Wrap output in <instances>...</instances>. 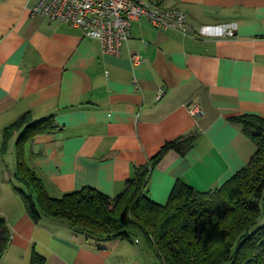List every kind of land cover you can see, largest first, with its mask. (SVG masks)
I'll use <instances>...</instances> for the list:
<instances>
[{"label":"crops","instance_id":"crops-1","mask_svg":"<svg viewBox=\"0 0 264 264\" xmlns=\"http://www.w3.org/2000/svg\"><path fill=\"white\" fill-rule=\"evenodd\" d=\"M158 1L185 10L198 37L140 18L113 56L80 28L32 15L37 0H0V215L11 230L0 264H32L34 251L43 264H129L117 258L119 239L97 240L26 213L12 178L18 134L1 151L4 128L26 111L35 121L53 115L59 125L26 151L53 197L86 186L114 197L136 166L191 133L186 154L171 149L153 169L147 192L155 202L165 204L179 179L200 191L218 188L255 154L233 117H264V0ZM229 27L236 37L222 36ZM130 49L144 59L135 67ZM193 101L202 116L189 113Z\"/></svg>","mask_w":264,"mask_h":264},{"label":"trees","instance_id":"trees-1","mask_svg":"<svg viewBox=\"0 0 264 264\" xmlns=\"http://www.w3.org/2000/svg\"><path fill=\"white\" fill-rule=\"evenodd\" d=\"M233 119L245 124L257 146L249 162L213 190L200 191L179 179L165 204L148 196L151 173L169 150L186 154L194 145L195 133L165 142L148 163L135 167L134 175L114 197L92 186L62 197L47 192L26 151L38 134L59 129L53 115L35 121L30 111L21 114L4 128L1 151L7 152L18 134L16 178L29 192L17 186L15 190L35 222L62 221L97 240L135 235L155 252L159 264H264V224L256 227L264 205V117L244 114ZM10 244L11 230L0 215V259ZM44 262L34 251L32 264Z\"/></svg>","mask_w":264,"mask_h":264},{"label":"built area","instance_id":"built-area-1","mask_svg":"<svg viewBox=\"0 0 264 264\" xmlns=\"http://www.w3.org/2000/svg\"><path fill=\"white\" fill-rule=\"evenodd\" d=\"M31 14L80 28L86 37L100 43L103 53L113 56L122 55L131 37L132 23L140 18H146L163 30L173 29L183 35L198 37L185 10L163 5L158 0H37ZM236 35L233 27L222 32L223 37ZM129 56L134 67L144 61L134 49H130ZM134 85L140 88L136 79ZM162 93L160 90L159 95ZM187 108L192 116L203 115L202 106L196 101L189 103Z\"/></svg>","mask_w":264,"mask_h":264},{"label":"rangeland","instance_id":"rangeland-1","mask_svg":"<svg viewBox=\"0 0 264 264\" xmlns=\"http://www.w3.org/2000/svg\"><path fill=\"white\" fill-rule=\"evenodd\" d=\"M12 178L14 184L17 187L22 189L24 192L27 193L29 192L28 186L23 181H21L20 179H16L14 176H12ZM263 224H264V205L262 210V216L258 220L256 227H259ZM90 244L94 245L95 243L91 242ZM116 249L118 253L117 258L123 257L125 260H127L129 264H159V259L155 254V252L150 247H148L144 239H142L141 242L139 243V240H137V237L135 235L132 237V239L125 238L120 241L118 240Z\"/></svg>","mask_w":264,"mask_h":264}]
</instances>
